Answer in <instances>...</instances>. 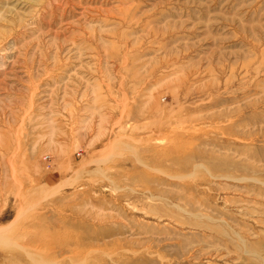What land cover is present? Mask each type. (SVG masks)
I'll return each mask as SVG.
<instances>
[{"label":"rangeland","instance_id":"obj_1","mask_svg":"<svg viewBox=\"0 0 264 264\" xmlns=\"http://www.w3.org/2000/svg\"><path fill=\"white\" fill-rule=\"evenodd\" d=\"M0 264H264V0H0Z\"/></svg>","mask_w":264,"mask_h":264},{"label":"bare ground","instance_id":"obj_2","mask_svg":"<svg viewBox=\"0 0 264 264\" xmlns=\"http://www.w3.org/2000/svg\"><path fill=\"white\" fill-rule=\"evenodd\" d=\"M174 147H176V146H174Z\"/></svg>","mask_w":264,"mask_h":264}]
</instances>
